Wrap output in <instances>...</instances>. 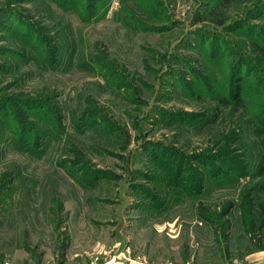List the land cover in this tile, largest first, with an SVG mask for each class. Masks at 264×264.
<instances>
[{
    "label": "rangeland",
    "instance_id": "374dc122",
    "mask_svg": "<svg viewBox=\"0 0 264 264\" xmlns=\"http://www.w3.org/2000/svg\"><path fill=\"white\" fill-rule=\"evenodd\" d=\"M261 121L264 0H0V264H264Z\"/></svg>",
    "mask_w": 264,
    "mask_h": 264
},
{
    "label": "trees",
    "instance_id": "16d2710c",
    "mask_svg": "<svg viewBox=\"0 0 264 264\" xmlns=\"http://www.w3.org/2000/svg\"><path fill=\"white\" fill-rule=\"evenodd\" d=\"M239 92H240V86L239 84H235V95H234V99H237L238 96H239ZM262 124H264V121H261ZM256 134L258 136H261V132L258 128H256ZM258 216L260 217V222H259V227H263L264 225V206L261 204L259 206V209H258Z\"/></svg>",
    "mask_w": 264,
    "mask_h": 264
}]
</instances>
